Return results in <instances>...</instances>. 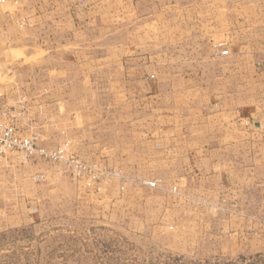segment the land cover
I'll return each instance as SVG.
<instances>
[{"label": "rangeland", "instance_id": "rangeland-1", "mask_svg": "<svg viewBox=\"0 0 264 264\" xmlns=\"http://www.w3.org/2000/svg\"><path fill=\"white\" fill-rule=\"evenodd\" d=\"M22 4L0 9V126L49 153L63 146L64 157L0 154V264H264V252L218 253L209 234L199 248L181 253L170 247L174 237L165 229L136 226L141 216L133 202L119 204L125 170L109 160L120 102L125 110L135 92L118 82L149 73L120 71V61L158 51L154 71L168 79L198 72L205 59L201 76L212 79L213 56L229 54L222 47L264 49V0L113 1L106 7V72L80 66L74 87L63 89L56 84L70 73H60L61 66L77 67L62 56L59 25ZM76 163L85 168L79 172Z\"/></svg>", "mask_w": 264, "mask_h": 264}, {"label": "crops", "instance_id": "crops-1", "mask_svg": "<svg viewBox=\"0 0 264 264\" xmlns=\"http://www.w3.org/2000/svg\"><path fill=\"white\" fill-rule=\"evenodd\" d=\"M113 1L22 0L28 10H44L40 18L51 15L62 56L77 67L69 72L62 65L59 72L70 76L56 88H73L80 66L106 72V7ZM33 18H26L28 25ZM159 56L151 50L119 64L120 71L143 77L149 71L145 80L118 82L135 90L125 110L120 102L118 126L110 131L117 139L109 160L125 170L120 208L133 202L141 216L136 226L165 229L174 237L170 247L181 253L199 248L208 234L218 253L264 252V49L233 44L228 55L211 53L209 80L201 76L205 59L198 72L162 79L154 71Z\"/></svg>", "mask_w": 264, "mask_h": 264}, {"label": "built area", "instance_id": "built-area-1", "mask_svg": "<svg viewBox=\"0 0 264 264\" xmlns=\"http://www.w3.org/2000/svg\"><path fill=\"white\" fill-rule=\"evenodd\" d=\"M19 0H0V8L8 4H18ZM219 53V52H218ZM222 54H228L227 49L222 50ZM19 151L22 152L23 157L29 158L36 156L38 154L45 157H53L55 159L63 158L64 148L59 147L54 152H47L44 148L35 147L34 139L29 136L18 134L13 127L10 126H0V154L7 152ZM21 155V154H20ZM75 166L81 172L85 167L79 163ZM154 185V184H152Z\"/></svg>", "mask_w": 264, "mask_h": 264}]
</instances>
